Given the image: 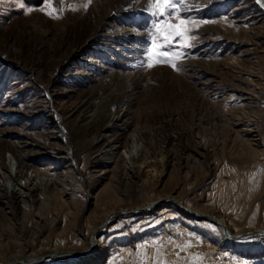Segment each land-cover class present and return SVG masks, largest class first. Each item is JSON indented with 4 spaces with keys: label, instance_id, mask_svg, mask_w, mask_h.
Masks as SVG:
<instances>
[{
    "label": "rangeland",
    "instance_id": "rangeland-1",
    "mask_svg": "<svg viewBox=\"0 0 264 264\" xmlns=\"http://www.w3.org/2000/svg\"><path fill=\"white\" fill-rule=\"evenodd\" d=\"M152 3L0 0V264H264V8L183 0L144 63Z\"/></svg>",
    "mask_w": 264,
    "mask_h": 264
},
{
    "label": "snow or ice",
    "instance_id": "snow-or-ice-1",
    "mask_svg": "<svg viewBox=\"0 0 264 264\" xmlns=\"http://www.w3.org/2000/svg\"><path fill=\"white\" fill-rule=\"evenodd\" d=\"M45 2H50V0H45ZM183 0H154V3L150 4L149 9H151V14L160 19L157 20L156 24L153 26L154 30L151 34V47L146 50L148 53V60L144 63L155 58L157 62L169 63L171 56H176L177 59L180 58L179 54L176 52H169V48L173 45H177L178 41L176 38H183L185 29L184 19L180 20V23L169 24L168 19H163L165 16L171 17L178 13L179 5ZM87 8V4L85 5ZM52 15L51 12L48 13ZM162 20V23H161ZM192 39V37H189ZM188 46V45H183ZM142 66V65H141ZM149 67L153 66L151 63L148 64ZM175 67V65H173Z\"/></svg>",
    "mask_w": 264,
    "mask_h": 264
},
{
    "label": "bare ground",
    "instance_id": "bare-ground-1",
    "mask_svg": "<svg viewBox=\"0 0 264 264\" xmlns=\"http://www.w3.org/2000/svg\"><path fill=\"white\" fill-rule=\"evenodd\" d=\"M256 2L260 3L259 5L264 8V0H258V1L256 0ZM92 34H93V36L100 35L101 37H107V38L112 37V38L116 39L123 48H127V49L129 48L132 50H139L140 48L142 49V47H143L144 32L142 30L138 29L137 27H130L127 29L123 28V27H118V28L114 29V28H111L109 26H101L100 25L99 27H97L95 29V31ZM89 61H96V60H94V58H89ZM100 66L102 67V65H100ZM126 74H127L126 72L122 73V75H126ZM123 99H124V94L121 95L120 97H118L116 101L119 103V102L123 101ZM103 127H105V126H103ZM244 131H246V129H244ZM152 204H153V202H151L149 205H152ZM168 209H169V207H168V205H166L163 211H167ZM114 213H115L114 211L110 212L108 217L113 215ZM200 215H204L206 217L211 218L215 223H217V222L214 219L219 220L223 225L219 224V223H217V224L221 225L223 230L227 234H231L229 231V225L227 224L226 219L220 218V217H217L214 215H209V214L205 215V213H200ZM94 232H96V230ZM240 234L241 235H238V233H237L235 236L239 237V236H243L244 234L245 235L254 234L255 236L264 235V227H259V228L255 229L254 231L249 232L248 234H246L245 232H240ZM254 235H252V236H254ZM89 240H90V248H88L87 250H90L91 252L94 249L97 250V248H96L97 243L95 241V238L93 236H91L89 238ZM60 250L61 249H59V248H53V249H49L48 252H38V253H35L34 255L25 254V255H23V259H24V261L26 260L27 262L28 261H36V260L38 261L39 258L44 259L45 256H48L49 253L51 254L50 256L52 257V255L53 256H56V255L60 256V255H66V254L72 255L75 252V251L65 252L63 250L62 251H60ZM82 251H85V250H82ZM92 253H94V252H92ZM10 263L8 262V263H4V264H10Z\"/></svg>",
    "mask_w": 264,
    "mask_h": 264
},
{
    "label": "water",
    "instance_id": "water-1",
    "mask_svg": "<svg viewBox=\"0 0 264 264\" xmlns=\"http://www.w3.org/2000/svg\"><path fill=\"white\" fill-rule=\"evenodd\" d=\"M217 223H219V224H222L219 220H217V219H214ZM223 225V224H222Z\"/></svg>",
    "mask_w": 264,
    "mask_h": 264
}]
</instances>
